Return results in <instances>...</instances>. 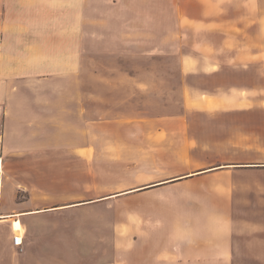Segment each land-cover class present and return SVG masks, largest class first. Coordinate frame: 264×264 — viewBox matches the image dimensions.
Here are the masks:
<instances>
[{
	"label": "rangeland",
	"instance_id": "rangeland-1",
	"mask_svg": "<svg viewBox=\"0 0 264 264\" xmlns=\"http://www.w3.org/2000/svg\"><path fill=\"white\" fill-rule=\"evenodd\" d=\"M21 108L0 264H264V0H6Z\"/></svg>",
	"mask_w": 264,
	"mask_h": 264
},
{
	"label": "crops",
	"instance_id": "crops-1",
	"mask_svg": "<svg viewBox=\"0 0 264 264\" xmlns=\"http://www.w3.org/2000/svg\"><path fill=\"white\" fill-rule=\"evenodd\" d=\"M0 3L5 4L6 0H0ZM7 114H8L7 115L8 119H6L4 122L5 124L4 128L0 126V133L2 138L1 150H2L4 163L7 159L9 165L12 166L15 162L14 159L16 158L18 159L20 153L25 152V148H27L26 145H25L26 147L24 146V138H27L26 135L28 134L29 131V127H28L29 120H28L27 111H25V109L23 110L22 108L20 110L8 109ZM185 114H187V112L184 113V116ZM10 217L13 218L8 220V218ZM20 218H21V214L20 215L14 214L12 216L4 215L3 217H0V223L10 221L11 230L14 232H19V234H22L20 231H22V229L24 228V224L21 222Z\"/></svg>",
	"mask_w": 264,
	"mask_h": 264
},
{
	"label": "built area",
	"instance_id": "built-area-1",
	"mask_svg": "<svg viewBox=\"0 0 264 264\" xmlns=\"http://www.w3.org/2000/svg\"><path fill=\"white\" fill-rule=\"evenodd\" d=\"M1 144H2V138H1V133H0V209H1V191H2V175H3V171H2V163H3V155H2V150H1ZM1 217V216H0ZM11 242L12 245L15 248H20L22 246V242H23V236L19 233L13 234L12 238H11Z\"/></svg>",
	"mask_w": 264,
	"mask_h": 264
}]
</instances>
